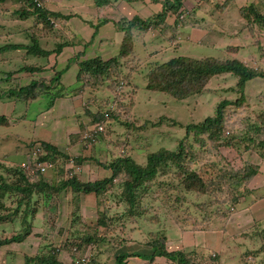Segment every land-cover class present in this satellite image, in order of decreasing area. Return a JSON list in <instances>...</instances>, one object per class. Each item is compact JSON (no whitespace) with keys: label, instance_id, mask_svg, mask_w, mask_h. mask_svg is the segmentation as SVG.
Here are the masks:
<instances>
[{"label":"rangeland","instance_id":"1","mask_svg":"<svg viewBox=\"0 0 264 264\" xmlns=\"http://www.w3.org/2000/svg\"><path fill=\"white\" fill-rule=\"evenodd\" d=\"M161 1L163 0H160V2L156 0H132L131 3H128L126 0H116L117 7L115 9L103 8L102 12H96L93 0H46L42 4L48 9L61 11L64 14L76 13L74 15L75 21L77 23L80 22V27L73 28L75 21L71 20V23L69 20L67 21L68 24H73L71 27L74 29L72 30L74 34L68 33L59 25H57V30H59L60 37L63 40L80 41L83 47H86L87 43L83 39L87 41L91 40L93 32L91 26L98 23V19L103 17V15H106L109 18V22L103 23L98 29L97 35L92 38L91 44L94 45L98 42V48L95 50L92 48L85 49L86 54L91 53L94 56L98 55L106 59L117 54L121 44L122 33L115 32L112 22L121 16L122 13H126L127 10H124L125 8L122 4L125 3L131 8L130 12H127L129 16L139 15L142 18L148 19L155 17L161 11L163 6ZM199 1L183 0L185 11L180 16V18H183L190 10L194 9V18L199 19L197 22L198 28L193 26L186 28L179 25V32H174L175 17L174 14L168 12V16L165 18L166 23L160 22L158 19V27H152L146 33L136 37L138 39L134 43L133 54L135 61H138L140 58L142 59V64L137 70H129V68L124 66L121 67V76L127 75L132 81L131 85L125 84L123 86V92L116 91L118 94L113 95L114 92L112 93L106 82L94 91L95 93L90 88L85 87L83 90L79 89L75 91L79 92L81 90L78 97H82L83 100L67 96L64 98V105L62 104L63 109L55 108L51 114L44 112L49 97H55L52 92L63 95L69 88L52 86L49 90H45L43 89L44 86H38L36 89L37 93L39 91L42 94L38 93L35 99L18 100L14 106L6 102L5 98L0 100V114H4L10 118V120H7L8 124L6 126H0V164L3 163V167L0 170L3 171L5 166L11 164H20L21 167L30 171L26 158L27 153L35 145H37L38 149L44 150L40 143L48 139L54 141L60 150L67 151L71 156L81 155L85 157L81 165V171L77 174L81 181L93 180L95 178L100 179L104 174L109 175L111 173L109 171L105 173L97 163L98 161L104 162L111 158L112 155L109 154L110 149L122 157L130 156L136 163L142 166L146 165L147 156L152 152L161 149L177 151L180 139L185 134V126L187 124L199 122L207 116H213L217 103L223 99L234 98V95L227 88L235 83L236 78L230 73L214 77L207 85L205 92L190 96L184 100H177L163 92L148 90L145 87L144 74L148 67L180 55L194 58L206 56L216 58L236 57L245 60L250 52L257 50L253 44L249 45L252 37L248 31L242 30L245 19L240 16L238 7L234 5V2L232 5L230 4L226 11L222 12L221 7L218 8L213 4L215 0H201L204 8L200 7L202 11H198L197 5ZM236 2L238 6L253 4L257 9H262L259 0H236ZM4 3L6 4L0 5V16L3 17L0 19V32L5 37L0 38V45L14 44L13 41L20 43L29 42V31H25V28L32 23V20L18 19L17 13L22 8L20 3H15L14 0H6ZM205 4H208V6H205ZM213 7L219 13L218 17L214 14ZM17 24H19V27L16 28L17 31L24 28L25 32L23 33L22 31L19 34H15L14 37H17L16 39L7 38L12 37L8 36L7 32L14 25L17 26ZM83 24L86 25V30ZM160 27L163 28L164 32L161 31ZM40 37L51 36L45 33L40 35ZM228 46L234 48L240 46V50L234 52L232 49H227ZM72 54L73 52L70 50L65 54L57 53L55 60L56 62H60H57V65L63 64L68 69V67L71 68L76 63L75 61L85 59L82 58L85 56H79L78 54L75 60ZM66 59H69V61ZM121 59L123 60V58ZM33 62L34 59L26 57L25 51L22 49L8 54L6 63L0 66V81H2L0 85L5 86V93L12 87V75L6 76L5 73L9 72V69L14 70L13 77L21 78L22 83H24L27 81L25 78L30 77V74L23 72L15 74L19 71L18 69L21 65L31 66ZM62 68H56L55 66L51 75L54 74V69L60 70ZM113 74L116 76L115 73ZM31 76L36 77V80H40L43 77L38 74ZM74 79L77 80L75 73L69 71L64 81L72 83ZM19 80L18 83L21 84ZM61 82L63 83V81ZM21 86L23 85L21 84ZM134 89L137 90L135 103L129 95L130 91L127 94L129 97L124 98L125 91H134ZM245 95L249 104V107L246 106L247 111L257 113L264 110V77L259 76L248 81L245 87ZM54 99L56 100V98H53L52 102H54ZM102 103H105V105L101 107ZM100 108L102 110H116L118 114L115 119L102 121L103 134H99L92 142L82 141L84 144L81 142L77 144L78 148H75V145H71V143H74L73 140L77 136L75 137L72 131L76 128L75 133L78 131L77 124L80 127L84 126V130L88 131L85 124L81 122V119H87L86 123L88 121L91 122V113L94 115L97 112H101ZM70 110L73 111L71 115L67 113ZM66 124L70 125V128H68V132L64 133L67 128L65 127ZM71 124L74 125L71 126ZM255 139L256 141L264 139V132H261ZM226 141L222 140L221 143H225ZM33 143L34 145H32ZM87 143H91V145L88 146ZM188 145H193V149H188ZM219 145V142L210 143L204 141L200 144L198 140H194L193 138L186 139L184 151L187 152L182 156L179 166L175 167L177 166L176 164L169 162L170 167L167 169V173L163 174L159 172L152 183L150 184L149 182L146 185L150 186V190H161L159 197L152 199L154 207L162 203L168 207L167 212H169L171 205L182 203L183 208L187 206V210L191 211L189 214H183L178 217L169 213L166 215L170 224L166 230V235L170 240L165 242V246H167V242L171 241V245L168 248L170 251H174L173 249L176 247L178 250L186 251L188 255L197 258L204 254V257L209 259L207 263L218 260L219 264H245L246 260L252 258L255 261H249L246 264H256L257 260L264 256V252L259 253L257 250H251L253 248L258 249L259 245H264V219H262L264 218V185H262L264 182V170L261 171V168H259L257 173L260 176L262 175V180L260 177L257 179L253 178L248 186L246 185L245 189L240 188V192L243 191L236 205L232 203L225 204L226 211L230 214L218 218L220 221H218V226H215L218 227V230L210 229L211 226L206 228L208 224L203 221L204 214L202 215L196 209L198 207L196 204L202 203L204 200L207 202L209 196L206 195L204 199V197H197L194 193H191L177 202H175L174 197L169 196V194L171 195L177 190L178 182L183 178L184 170L189 171V169L196 168L202 177L217 179L220 175L221 178L223 177L224 169H226L225 163H230L233 167L238 168L244 164L242 163L243 161L251 162L250 158L257 157L259 162L256 164H260L261 167L264 166L263 147L257 146L256 150L245 151L242 149L244 143L240 144L236 142L232 147H221L220 149L218 148ZM46 153L48 154V152ZM199 153L201 154L200 156H198ZM53 157L47 159L53 161ZM67 166L70 167L71 165ZM54 168L46 170V173L43 175L45 179L49 182L55 179H60L59 181L65 179L64 172H61V175L56 178L57 174ZM64 171H66L65 165ZM211 189L212 191L215 190ZM113 194L119 195V189L111 187L109 190L102 192V200L98 204L93 193L83 196L80 200L79 214L82 218L81 221L85 225L77 226L74 224L77 227L72 228L75 232L79 231L81 233L79 235L81 236L92 235L106 238V241H99L92 248L95 250V254L98 252L99 247H101V250L104 249L103 247L110 250L111 254L108 257L106 256L105 264L113 263L116 252L114 251L115 249H112V243L122 246L118 250L126 251L132 249L131 251H134L140 248L135 244L144 246L146 243L159 237L153 234L144 238L141 242H137L132 240L131 237L141 239L138 237L139 235L137 236L138 229L129 234L131 237L125 229L120 231L117 226H120L122 222L125 223V220L129 216L127 215L126 205H120L117 199L112 196ZM164 195L165 199L162 201ZM106 196L107 198H105ZM0 200H5L4 205L9 207L11 200L8 196H4L2 189H0ZM66 201L62 197L61 201H57V199L56 201L51 200L45 203L47 205L41 204L38 206V210L33 216L34 221H32L33 225L30 235L20 243L10 242L0 247V264L25 263L27 257L37 254L42 243H46L44 237L52 241L53 245H56L55 247H59L64 240L71 239L72 237H68L70 232L67 229V216L68 211L70 213V209L67 211L69 202L67 201V203ZM209 206H214V204ZM99 217L106 218L107 222L111 221L112 227L110 230H108L110 224L104 227L98 226L97 219ZM18 220H15L13 224L12 222H8L0 225V239H4L5 237L10 238L18 231H21V225ZM164 227L163 225L159 229L161 230ZM203 228H206V230H203ZM75 239L73 241H80L77 238ZM92 246H94V243H92ZM253 253H256V256H252L251 254ZM210 256L213 258L210 259ZM262 263L263 260L257 264ZM148 264H169V262L164 257H159Z\"/></svg>","mask_w":264,"mask_h":264},{"label":"trees","instance_id":"2","mask_svg":"<svg viewBox=\"0 0 264 264\" xmlns=\"http://www.w3.org/2000/svg\"><path fill=\"white\" fill-rule=\"evenodd\" d=\"M5 1L6 0H0V3ZM14 1L22 5V8L17 13L18 19L32 20V23L25 28V31H29V42L26 44H4L0 46V49L22 48L25 49L27 54L47 57L53 52H61L62 48L68 45V41L60 37L61 34L59 30H57V25L65 29L68 33L74 34L72 33L74 29L67 21L76 15V13L64 14L61 11L48 9L44 5H42V7L37 6L34 0ZM40 1L41 3L46 2V0ZM115 1L116 0H93V3L96 12H98L103 10V8L115 9L117 7ZM126 1L128 3L132 2V0ZM158 1L160 2V0ZM231 1L233 0H215L213 4L218 8L221 7V11L224 12V9H227L232 3ZM161 2L163 4L162 9L155 17L146 19L139 15H134L132 17L121 15L115 19L112 22L115 32L122 33L121 44L117 54L106 59L97 55L92 58L78 61L76 79L79 85L72 88L71 91H78L79 89L88 87L95 93L94 91L99 89L102 84L106 82L112 93L114 92L113 95L118 94L116 91L123 92V86L125 84L131 85L132 81L127 75L121 76V67L124 66L129 68V70H137L142 64V59L140 58L138 61H135L133 54L134 43L136 39H138L136 37L146 33L152 27H158V19L160 22L166 23L165 18L168 16V12L174 14L175 17L173 26L174 32H179V25L198 28L197 22L199 19L194 18V9L190 10L185 17L180 18L181 14H184L185 11L183 0H163ZM239 13L245 19L242 30L248 31L252 37L249 45L253 44L257 48V50L250 52L245 60L236 57L216 58L213 56H206L194 58L180 55L161 63L152 64L144 74V79L146 81L145 87L148 90L163 92L177 100H184L190 96L205 92L212 78L230 73L235 76L236 81L232 86L228 87L227 90L231 91L234 98L223 99L217 103L213 116H207L199 122L187 124L185 126V134L178 144L179 149L177 151L161 149L152 152L147 156L145 166L136 163L128 155L122 157L116 154L114 150L110 149L109 154L112 155L111 158L104 162H97L103 169L110 170V175L101 177L100 179L95 178L93 180L81 181L79 175H77L80 171L76 173L77 171L75 168L81 167L85 157L81 155L71 156L69 153L60 150L57 146L44 141L40 143L42 149L48 152L47 156L44 158L47 159L55 156L53 157V161L57 160L54 162V170H56L57 174L56 178L61 175V172H64L63 175L66 176L65 179L61 181H59L60 179H55L49 182L39 170H33V165L30 166V171L21 167L20 164L4 165L5 169L3 171L6 172L0 170V189L3 190L5 197L8 196V198H10L11 202L8 207L4 205L5 200H0V225L8 222H12L13 224L15 220L19 219L21 231H18L10 238L5 237L4 239H0V247L10 242H22L31 233L32 221H34L33 216L37 212L38 206L51 200L56 201L57 199V201H61L62 197H64V199L69 202L66 201L68 203L67 211L70 209V213L68 211L67 216V229L70 232L68 237L72 238L67 241L64 240L59 247H55L56 245L54 246L52 241L44 237L46 243H42L41 247H39L40 249L38 248L39 251H37V254L27 257L23 264H105L104 261L106 260V256L108 257L111 254L109 249L103 247L104 249L101 250V247H99L96 256L95 250L91 248L87 251V247L90 244L92 245V243H94L95 247L99 241H106V238L92 235L81 236L79 235L81 234L79 231L75 232L72 228L84 224L79 214L81 197L93 193L98 204L102 200V192L113 187L114 189H119L120 194H113L112 196L117 199L120 205H126L127 215L129 216L127 218L128 221L125 220V223L122 222L120 226H117L120 231L125 229L129 235L131 232L138 229L137 236L139 235L138 237L141 239L129 235L132 240L137 242H141L144 238L153 234L159 236H155V239L146 243L142 251L129 252V250H118L121 249L122 246L112 243V249H115L114 251L116 252L113 258L115 264H126V259L132 256L147 260H153L155 257H164L169 264H219L218 260L207 263L209 259H206L204 254L197 258L188 255L186 251H168L166 249V230L170 226L166 215L169 213L178 217L183 214H189L191 211L187 210V206L183 208L182 203L171 205V210H169V212H167L168 207H166V205L164 206L162 203L154 207V201L152 199L159 197L161 190H150V186L146 184L149 182L151 184L159 172L166 174L167 169L170 167V163L176 164L177 166L175 167L179 166L182 156L187 152L184 151V145H186V139L189 138L198 140L200 144L204 141L210 143L219 142V149L221 147H232L236 142L240 144L244 143L242 149L245 151L256 150L257 146L264 148V139L259 141L255 139L261 132H264V110L257 113L247 111L248 109L246 106L249 104L247 103L245 95V87L248 81L259 76L264 77V10L257 9L253 4H250L240 7ZM98 20V23L91 26L93 29L92 38L97 35L98 29L103 23L109 22V18L106 15H103V17ZM22 31L23 33L25 32L24 28L23 30L19 29L16 33L19 34ZM161 31H163V28H161ZM45 33L51 36L46 37V48L40 44L38 39L41 38L40 35ZM239 47L234 48L228 46L227 49H232L235 52ZM121 58H123V60ZM64 68L65 67L60 70L54 69L53 77L50 79V84L47 86L43 85L45 82L44 78L40 80L33 79L25 86L11 87L7 95H9V98H16V101L29 100L28 98L35 99L38 93L42 94L39 91L37 93L36 89L38 86H44L43 89L45 90H49L52 86H59V78ZM22 69L38 71L41 68L33 65L22 67ZM113 73H115L116 76ZM5 75L11 76V73L8 72L5 73ZM52 93L55 97L48 96L49 99L46 104L48 107L52 104V99L60 95L54 92ZM66 93L67 92H64V94ZM2 94L6 93L0 90V97ZM124 94V98L130 95L135 103L137 90H128L125 91ZM104 105L105 103H102L101 107ZM100 110L101 112H97L94 115L91 113L90 124H97L101 120L106 121L115 119L118 114L116 110H102L101 108ZM7 120L5 115H0V126H6L8 124ZM82 127L78 134V138L82 137L85 131L84 126ZM99 134H103V130L98 132L96 137ZM222 140L227 141L221 143ZM85 141L90 142L89 139ZM32 145H34V143ZM192 146L193 145H188V149H193ZM200 155L199 153L198 156ZM242 163L244 164L238 168L233 167L230 163H225L226 169H224L223 177L221 178L220 175L217 179L202 177L201 173L196 170V168L189 169V171L184 170L183 178L178 182L177 190L173 194H169V196L174 197L175 202L191 193H194L197 197H204V199L206 195L209 196L207 202L204 200L202 203H197L196 205L198 207L196 209H198L202 215L204 214L203 221L208 224L206 228L211 226L210 229L218 230V227H215L218 226V221H220L218 218L230 214L226 211L225 204L232 203L236 205L243 191L240 192V190L242 188L245 189L246 185L248 186L259 171V165L256 163L247 161H243ZM2 164L3 163L0 164V168L3 167ZM69 164H71L70 167L67 166ZM64 165L66 171H64ZM211 188L215 190L212 191ZM151 192L156 193L151 194ZM105 198H107V196ZM164 199L165 195L162 201H164ZM72 200H74V202H72ZM211 204H214V206H209ZM97 223L98 226L102 227L110 224L108 230L112 227L111 221L107 222L106 218L103 217H99ZM163 225L165 227L160 230L159 228ZM206 228H203V230H206ZM75 238L80 241H73L76 240ZM258 250L263 252L264 245ZM102 252L104 253L100 254ZM251 255L256 256V253ZM209 258L212 259L213 257L210 256ZM243 259L245 260V258ZM261 260H263L262 264H264V256L260 261Z\"/></svg>","mask_w":264,"mask_h":264},{"label":"crops","instance_id":"3","mask_svg":"<svg viewBox=\"0 0 264 264\" xmlns=\"http://www.w3.org/2000/svg\"><path fill=\"white\" fill-rule=\"evenodd\" d=\"M15 2V1H14ZM201 0L199 1V3H198V5H197V7H198V11L200 10V11H202L201 10V8H204V6H202V3L203 2H201ZM234 2V5L235 6H237L238 7V11H239V8L240 7H242V6H244V5H241V6H238L237 5V2H236V0H233L232 1V3ZM259 2H260V7H262V9L261 10H264V0H259ZM15 3H17V2H15ZM123 3V2H122ZM232 3H231V5H232ZM2 4H6V3H4V2H2V3H0V5H2ZM19 4V3H18ZM247 5H250V4H247ZM122 6H124V10H127L126 11V13L125 14H123L122 13V15L123 16H126V17H132V16H129V13H127V12H130V10H131V8L130 7H128L125 3H123L122 4ZM205 6H208V4H205ZM201 7V8H200ZM15 9V8H14ZM225 11L227 10L226 8L224 9ZM0 11H1V8H0ZM213 11H214V14L218 17L219 16V13L214 9V7H213ZM203 13V12H202ZM240 14V13H239ZM209 15H210V13H209ZM241 16V15H240ZM141 17V16H140ZM242 17V16H241ZM240 17V18H241ZM3 17L2 16H0V19H2ZM243 18V17H242ZM71 20L72 21H75V17L73 16V17H71L70 19H69V21H70V23H71ZM80 23V22H79ZM79 23H77L76 21L74 22V24H75V26H73V28H77V27H80V24ZM244 24V23H243ZM242 24V25H243ZM71 25H73V24H71ZM83 26H85V30H86V25L85 24H83ZM17 27H19V24H17V26H15L14 25V27H12L7 33H8V36H12V37H7V38H13V39H16L17 37H14L15 36V34H17L16 33V31H17ZM187 28V27H186ZM189 28H191V27H189ZM76 30V29H75ZM76 31H79L78 29L76 30ZM2 37H5V35L2 33V32H0V38H2ZM94 38V37H93ZM91 39H92V37H91ZM83 40H85L87 43H86V47H83L82 46V43L80 42V41H68V45H66L65 47H63L62 48V50H61V52L60 53H66L68 50H70V51H72L73 52V54H72V57L76 60V56L79 54V56H85V57H82V58H91V57H93L94 55L93 54H91V53H85V49L86 50H88V48H92V49H97L98 48V42L96 43V44H91L92 43V40H86V39H83ZM98 40V39H97ZM39 41H40V44L43 46V47H45L46 48V46H45V44H46V41H47V38L45 37V38H39ZM14 42V44H21L20 42H18V41H13ZM50 43H51V40H50ZM49 43V44H50ZM9 44H12V43H9ZM23 44H26V43H23ZM4 45V44H3ZM0 46H2V45H0ZM236 47H239V46H236ZM71 48V49H70ZM22 48H19V49H17V48H13V49H10V50H2V49H0V66L1 65H4L5 63H6V57L8 56V54L9 53H11V52H15V51H18V50H21ZM22 50H24L25 51V49H22ZM75 50V51H74ZM240 50V47L238 48V50L237 51H239ZM56 52H53V53H51V54H49L47 57H41V56H34V55H31V54H27L26 53V51H25V56L26 57H28L29 59H34V62H33V64L31 65V66H38V67H40L41 69L40 70H38V71H30V70H25V69H22V67H25V66H28V65H21V67L18 69L19 71L15 74V75H17L18 73H20V72H23V73H27V74H30V77L28 76L27 78H25V79H27V81L26 82H24V83H22V79L21 78H19V77H13L14 76V70H12V69H9L8 71L11 73V75H12V88L13 87H21V84L23 85V86H25V85H27L31 80H33V79H35L36 77H33V76H31V75H34V74H38V75H40V76H43V77H41L42 79L44 78V80H45V86H47V85H49L50 84V79L53 77V74L51 75V73H52V70H53V67H55L56 66V68H62V67H64V65L63 64H59V65H57L58 63L57 62H59V61H57L56 62V60H55V58L57 57L56 56ZM81 54V55H80ZM67 60V59H66ZM67 61H69V59L67 60ZM80 61V60H79ZM63 62V61H62ZM65 62V61H64ZM76 63L75 64H73L72 65V67L71 68H69L68 67V69H67V67H65L64 69H63V72L61 73V75H60V78H59V86H61V87H67V88H69L68 89V91H67V94H63V95H59L58 97H56V100L54 99V102H52V104L50 105V107L48 108V106L46 107V110H45V112L44 113H49V114H51L53 111H54V109L56 108H58V109H63V101H64V98L65 97H72V98H75V99H78V98H80L81 100H83V98L82 97H78L79 96V94H80V91L81 90H83V89H81L79 92H75V91H72L71 92V89L72 88H75V87H77L78 85H79V83L77 82V80H73V82L72 83H66L65 81H64V79H65V77L67 76V74H68V72L70 71H72L73 73H75V75H77V72H78V65H77V62L78 61H75ZM60 63V62H59ZM67 69V70H66ZM58 70V69H57ZM26 71V72H25ZM3 72V71H2ZM54 72V71H53ZM6 73H8V72H6ZM18 79H20L19 81L21 82V84H19L18 83ZM7 81H9V80H7ZM61 81H63V83L61 82ZM2 81H0V83H1ZM19 84V85H18ZM18 85V86H17ZM4 88H5V86L4 85H0V90H3L4 91ZM72 93V94H71ZM8 94V92L6 93V94H2V96L0 97V100H2V99H6L5 101L6 102H8L9 104H12V106H14L15 105V103H16V100L14 99V98H9V95H7ZM61 100V101H60ZM67 103V102H66ZM65 103V104H66ZM63 104V105H62ZM67 113H69L70 115L73 113V111L72 110H70L69 112H67ZM0 115H4V114H0ZM6 116V115H5ZM6 118H8V116H6ZM52 119V118H51ZM8 120H10V118H8ZM84 119H81V122L83 123V124H85L84 123ZM72 125H74V124H71V126ZM70 125H65V127H67L66 128V131L64 132V133H66V132H68V128H70L69 127ZM64 127V128H65ZM77 127H78V131L75 133V131H76V129L74 130V131H72V132H74V135H75V140H73L74 141V143L72 144L71 143V145H75V148L77 147V144H79V143H81L82 142V137H79L78 138V134H79V132H80V129H81V127L79 126V124H77ZM41 140H43V139H41ZM44 142H46L47 141V143H49V144H51V145H54V146H56V143L54 142V141H52L51 139H48V140H43ZM78 148V147H77ZM65 152H67V151H65ZM68 153V152H67ZM253 153V152H252ZM262 156H264V155H262ZM251 162L253 161V162H255V163H258L259 162V160H258V158L257 157H253V158H250L249 159ZM264 165V164H263ZM105 173L106 172H110V170H106V169H103L102 167H100ZM259 168H261V171L262 170H264V166L263 167H261L260 166V164H259ZM109 175H110V173H109ZM108 174L106 175V174H104V176H109ZM104 176H101V177H104ZM258 177H260L261 178V180H262V175L260 176V174H256V176L254 177V179H257ZM264 178V177H263ZM262 185H264V182L262 183ZM252 186V185H251ZM83 196H86V195H83ZM82 196V197H83ZM81 197V198H82ZM262 219H264V218H262ZM197 232V231H196ZM167 240H170V239H168L167 238ZM166 240V241H167ZM135 244V243H134ZM135 245H137V246H139L140 248H138V249H136V250H134V251H131V250H129V252H135V251H142L143 249V246L142 245H140V244H135ZM167 246H166V249L168 250V251H170V249H168L169 248V245H171V241H169V242H167V244H166ZM260 247L262 246V245H259ZM260 247H258V249H261ZM257 248H253V249H251V250H257V251H259ZM173 250H178L176 247H174V249ZM248 250V249H247ZM261 251V250H260ZM259 251V253H261ZM264 252V251H263ZM260 255V254H259ZM261 256V255H260ZM102 258H104V257H102ZM157 258H159V257H155L153 260H147V259H143V258H139V257H135V256H132V257H128L127 259H126V264H148V263H151V261H155ZM259 258H261V257H259ZM246 260V259H245ZM249 261H252V262H254L255 261V259H250V260H246V262L248 263ZM258 262L257 263H259L260 262V259H258L257 260ZM246 262H245V264H246ZM256 263V264H257ZM112 264H114V259H113V263Z\"/></svg>","mask_w":264,"mask_h":264},{"label":"clouds","instance_id":"4","mask_svg":"<svg viewBox=\"0 0 264 264\" xmlns=\"http://www.w3.org/2000/svg\"><path fill=\"white\" fill-rule=\"evenodd\" d=\"M156 1H158V0H156ZM159 2V1H158ZM42 5L43 4H41V7H42ZM93 30V29H92ZM96 56V55H95ZM94 57V56H93ZM92 58V57H91ZM86 59H88V58H86ZM87 120V119H86ZM86 120L84 121V123H85V126H86V128H87V130L88 131H84V133H83V136H82V141H85L86 139H89L91 142L94 140V139H96V134L98 133V132H101V131H96L95 133L93 132V129H94V127H95V125L96 124H90V121H88V123H86ZM89 120V119H88ZM99 123H102V126H103V122H102V120L99 122ZM98 124V123H97ZM86 133H92V136H90V137H87L86 136ZM82 144H84L83 142H82ZM87 145L88 146H90L91 145V143H87ZM33 148V149H32ZM31 149L32 150H30V152L29 153H27V156H26V158H27V161H28V163H29V166H31V165H33V167H35V164H34V158L32 157V152H33V150H37L38 149V147H37V145H35L34 147H31ZM38 152V157H37V160L38 161H42V162H47V163H51L52 164V166L51 167H47V169L46 170H50V169H53L54 168V163L51 161V160H49V159H46V158H44L45 156H47V151L46 150H38L37 151ZM41 157H42V159H41ZM71 165V164H70ZM30 169V168H29ZM35 168H33V170H34ZM46 170H45V172H41L43 175L46 173ZM77 172L76 173H78L79 171H81V167H79V169L78 170H76ZM92 194V193H91ZM94 195V194H93ZM94 246H92L91 244H90V247L88 246L87 247V251H89V249H91V248H93ZM115 264V263H114Z\"/></svg>","mask_w":264,"mask_h":264},{"label":"built area","instance_id":"5","mask_svg":"<svg viewBox=\"0 0 264 264\" xmlns=\"http://www.w3.org/2000/svg\"><path fill=\"white\" fill-rule=\"evenodd\" d=\"M37 4V6H41V1L40 0H34ZM103 130V126H102V123H98L95 125L94 129H93V132L95 133L96 131H101ZM86 136L87 137H90L92 136V133H86ZM39 149L37 150H33L32 152V157L34 158V164H35V170H39L40 172H45V170L47 169V167H51L52 164L51 163H47V162H42V161H38L37 160V157H38V151ZM29 165V164H28ZM24 166V165H23ZM79 167H76L75 170H78Z\"/></svg>","mask_w":264,"mask_h":264}]
</instances>
